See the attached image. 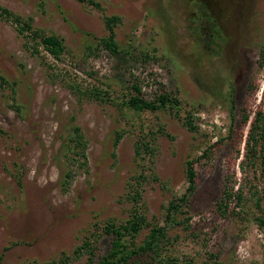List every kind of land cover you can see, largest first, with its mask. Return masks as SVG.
Returning a JSON list of instances; mask_svg holds the SVG:
<instances>
[{
    "label": "rangeland",
    "instance_id": "1",
    "mask_svg": "<svg viewBox=\"0 0 264 264\" xmlns=\"http://www.w3.org/2000/svg\"><path fill=\"white\" fill-rule=\"evenodd\" d=\"M0 3L32 16L38 30L36 37L20 34L12 20L0 19V74L13 82L0 83V264H86L84 241L96 246V257L105 253L111 237L104 223H120L135 209L164 225L168 201L185 190L188 158L195 159L197 184L167 224L168 240L159 255L142 252L130 264H161L160 255L162 264L264 259V225L253 218L259 210L250 201L232 209L235 197L225 198L226 190L251 188L264 207L260 156L241 164L254 111L264 110V66L257 64L264 0H228L221 22L203 16L202 0ZM114 14L119 53L100 40L109 31L105 16ZM209 22L212 39L199 32ZM41 33L63 40L58 57ZM135 84L144 98L168 92L179 103L128 108L123 101ZM188 113L194 130L184 124ZM74 125L84 157L69 151ZM148 230H139L136 244Z\"/></svg>",
    "mask_w": 264,
    "mask_h": 264
},
{
    "label": "trees",
    "instance_id": "2",
    "mask_svg": "<svg viewBox=\"0 0 264 264\" xmlns=\"http://www.w3.org/2000/svg\"><path fill=\"white\" fill-rule=\"evenodd\" d=\"M202 2L207 8V10L203 12V16L207 14L209 17H211L212 21L214 19L220 22L223 19L226 20V5L228 0H202ZM1 18L12 20L16 25L17 32L20 34H23L26 30H28L32 32L34 37L38 35V30L32 26V16L29 15L28 17H23L20 14L14 13L8 7L0 3V19ZM118 20H120V17L115 14L105 16V23L109 31L106 36H103L100 39L101 43L114 53H119L120 51L114 31V24ZM212 24V22L206 24L201 23L199 32L202 33V36H206L207 38L211 39L213 38V34L211 32L213 30ZM40 41L44 48L54 57H58L65 48L63 40L54 33H41ZM257 64L258 66H264V41L261 43ZM0 83H7L8 86H12L13 82H10L4 75L0 74ZM133 87L135 89V93L128 95V97L123 102L128 108H131L135 111H142L146 109L155 111L158 109L172 108L179 103L178 98L169 94L168 92L159 93L157 96H155V98L147 99L141 95L140 86L135 84ZM92 94L97 98L100 96V92L98 90H95ZM184 122V124H186L190 129H196V125L193 123V117L190 113L186 115ZM73 132V136H70L68 139L70 142H73L72 147L69 148V151L71 150L73 151V154L77 153L78 155L84 157V147L86 143L82 138L79 125L73 126ZM120 136L121 133L118 132L114 137V144H117ZM66 145L69 147L70 143L67 142ZM138 148L139 147H137V153L140 152V149ZM245 148V156L241 159L242 165L244 163L255 162V159H257L259 156L260 162L264 164V110L261 108H257L254 111V117L250 121V127L245 138ZM204 152H206V150H204ZM194 162V158L186 159L185 174L187 184L184 192L173 196L168 201V204L165 208L164 225L150 224L149 221H147L146 216H144L142 213H137L136 209L130 214L129 217L120 223L114 220L106 221L103 225V230L111 237L109 248L105 253L96 257V246L90 241H84L83 245L80 247L81 250L79 251H82V248L86 247L88 252L86 264H130L131 258L142 252L151 251L155 256L159 255L163 240H168L166 230L167 224L176 220L175 218L178 215L179 209L182 205L188 203L190 194H192L196 188L197 171ZM15 167L19 171L20 175L23 169L22 166L16 162ZM63 177L64 178L61 180V186L63 189H67L70 184V171H65ZM225 193L226 199L232 196H234L236 199L232 209L236 206H239L240 209L244 210L245 206L250 201L252 205L256 206L259 210V213L253 216L254 220L259 225H264V207L261 205L262 197L258 195L256 190L249 188L244 191L242 187H238L236 190H226ZM222 203L224 204L222 212L225 214L229 210L230 205L227 200H225V202H220L221 207ZM143 226H149V230L142 242L136 244L134 239ZM158 260V262L162 264V261L164 260L163 255H160ZM251 264H264V259Z\"/></svg>",
    "mask_w": 264,
    "mask_h": 264
}]
</instances>
